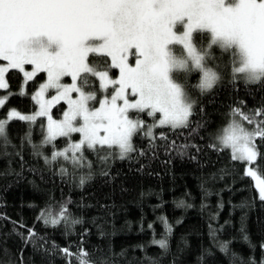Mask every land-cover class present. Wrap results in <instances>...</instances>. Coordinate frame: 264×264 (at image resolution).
I'll return each instance as SVG.
<instances>
[{"label":"trees","instance_id":"trees-1","mask_svg":"<svg viewBox=\"0 0 264 264\" xmlns=\"http://www.w3.org/2000/svg\"><path fill=\"white\" fill-rule=\"evenodd\" d=\"M201 35L206 47L208 34ZM211 53L222 76L211 90L196 87L199 72L187 79L180 74L195 101L188 126H154L151 136L139 130L132 137L134 150L123 159L116 147L85 146L84 166L64 157L52 160L68 137L43 143L44 117L10 120L0 137V264H79L81 249L93 264H261L264 200L246 174V162L233 159L216 137L235 108L255 122L264 120L253 117L264 107V82H233L230 54L215 45ZM109 74L116 77L118 69ZM44 78L39 72L24 83L20 70L9 69L8 86L0 88V97L6 96L0 119L12 108L34 112L33 94ZM89 83L98 95L99 81L92 77ZM64 107L57 104L54 115ZM255 144V165L264 174V138L256 137ZM181 201L184 206H178ZM65 208L66 218L53 225L51 219ZM161 239L166 248L153 243Z\"/></svg>","mask_w":264,"mask_h":264},{"label":"snow or ice","instance_id":"snow-or-ice-1","mask_svg":"<svg viewBox=\"0 0 264 264\" xmlns=\"http://www.w3.org/2000/svg\"><path fill=\"white\" fill-rule=\"evenodd\" d=\"M204 33L208 34L207 47L200 42ZM213 45L230 54L233 82L238 77L246 83L264 82V0H0V60L8 62L7 67H0V88L6 86L4 73L8 69L20 70L27 79L37 71L47 74L46 82L33 97L39 111L22 115L9 110L7 117L0 119V137L5 136L6 124L12 119L35 122L37 117H47L43 143L57 137L70 138L72 133L82 137L54 152L52 160L64 157L84 166L85 145L93 151L97 146L116 147L123 159L134 150L132 137L144 127L139 113L146 112L154 119L160 113V126H188L195 101L186 85L179 82L180 74L187 79L192 72H199L196 87L202 92L211 90L222 80L221 74L205 62ZM129 55L134 56V66L128 63ZM96 57L110 60L98 61ZM24 65H32L35 70L25 71ZM112 68L119 69L116 79L109 77ZM64 76L71 77L72 83L62 84ZM92 77L99 81L101 99L98 107L90 108L88 102L96 100L97 92L89 83ZM109 85L113 90L105 95ZM48 89L57 94L45 100ZM71 93H77V98L73 99ZM129 95L137 98L129 100ZM60 99L67 102L68 110L62 120H54L50 109ZM3 104L0 98V106ZM130 111L137 116L130 117ZM233 113L248 124L255 122L239 108ZM256 115H264V107L256 109L253 117ZM255 124L250 131L232 120L216 139L223 149H231L233 159L251 163L258 155L256 137L264 138V120ZM151 127L146 135H152ZM87 165L90 167L91 162ZM246 174L254 178L264 200V178L251 168ZM84 182L81 178L80 183ZM178 206H184V202ZM66 211L63 209L60 218L53 217L51 223L66 218ZM164 223L170 231L166 220ZM153 243L167 247L163 239ZM221 247L227 251L226 244ZM63 251L73 255L68 249ZM88 257L86 250L76 253L79 264H93Z\"/></svg>","mask_w":264,"mask_h":264},{"label":"rangeland","instance_id":"rangeland-1","mask_svg":"<svg viewBox=\"0 0 264 264\" xmlns=\"http://www.w3.org/2000/svg\"><path fill=\"white\" fill-rule=\"evenodd\" d=\"M206 47H207V45H206ZM176 48L178 49L179 46H176ZM211 50H212V48L209 49V53H210V55H209V56H206V58H205V62H206V65H207V66H209V67H213V69L216 70L215 67L212 65L213 63H211L212 60H213L214 57H215V56L211 53ZM133 51H135V50H133ZM128 63H129L130 66H134V56L129 55ZM7 64H8L7 61L0 60V67H7ZM24 69H25V71H34V70H35V69H34V66H32V65H24ZM8 70H9V69H8ZM8 70L4 73V81L6 82V86L3 87V88H7V86H8V82H7V72H8ZM39 72H43V71H37L36 74L39 73ZM44 73H45V72H44ZM22 74H23V76H24V83H25V82H26L27 80H29V79H27V78L25 77V75H24L23 72H22ZM36 74H35V75H36ZM182 75H184V74L181 73V76H182ZM118 76H119V69H118V74H117L116 77L113 78V77H111L110 74H109V77L112 78V79H116V78H118ZM200 76H201V74H200ZM33 77H34V76H33ZM46 80H47V74L45 73V78H44V80L39 84L38 88L36 89V91H35L34 94H33V97H34L35 94L40 90V85H41V84H44V83L46 82ZM199 80H200V78H199ZM179 82H180V81H179ZM198 82H199V81H198ZM61 83H62V84H66V85H67V84H71V83H72V81H71V77H69V76H64V77H62V78H61ZM77 83H79V81H78ZM198 89H199V88H198ZM112 90H113L112 85H109V87H108V89H107V93H105V95L110 94V93L112 92ZM199 90H200V89H199ZM85 91H86V90H85ZM200 91H201V90H200ZM86 92H87V91H86ZM56 94H57V93H56L55 90H53V89H48V90L45 91V93H44V97H43V98H44L45 100H48V99H51V98H52L54 95H56ZM77 95H78L77 93H71V96H72L73 99H76V98H77ZM0 98L4 99V102H5V100H6V96H2V97H0ZM128 98H129V100H134V99H136L137 97H132L131 95H129ZM100 99H101V93H99L98 95L96 94V100H95V101H89V102H88L89 107H90V108L93 107V106L98 107V106H99L98 101H99ZM34 101L36 102L35 99H34ZM59 103H65V107L63 108V110H62L60 116L57 117V116L54 115V107H55L57 104H59ZM119 103H121V102L118 101V104H119ZM36 105H37V108H36V110H35L34 112H32V113H24V112H22V111H20V110H18V109H15V108H12V109L16 110L17 112H19V113L22 114V115H31V114H34V113H36V112L39 111V104H38L37 102H36ZM12 109H10V110H12ZM67 110H68V104H67V102H66L64 99H60L59 101H57L56 103H54V104L52 105V107H51V109H50V113H51V115H52V117H53L54 120H62V119H63V114H64ZM8 113H9V112H8ZM8 113H7V115H8ZM143 113H146V112H142V113H139V114H138L139 119L144 120V127H143L142 129H140V130H143V131L147 132L149 126H152V127H151V131L153 130L154 126H160V125L157 124L158 119L161 117V114H160V113H157V114H156V118H155V119H154L152 116H148V115H147V117H149L151 120H149V118L145 119V118L142 116ZM232 113H233V112H232ZM146 114H147V113H146ZM7 115H6V117H7ZM129 116L134 118V117L137 116V114L134 113L133 111H130V112H129ZM6 117H4V118H6ZM4 118H3V119H4ZM44 119H45L46 135H47V117H44ZM232 120H236V121H239V122L243 123L244 126H245L248 130H250V131L254 129L250 124L247 123V121H243L242 118H241L239 115H236L235 113H233V115H231L230 119L228 120V123H229L230 121H232ZM76 123H77V124L80 123L79 118H77ZM228 123H227V124H228ZM227 124H226V125H227ZM226 125H224L223 127H225ZM163 126H165V125H163ZM223 127H222V128H223ZM222 128H221V129H222ZM219 134H220V131H219ZM219 134H218V135H219ZM74 135H77V137H76V138H73ZM101 135H103V132H101ZM81 138H82V137H81V134H80V133H72V134H71V137L69 138V143H68V145H67L66 147H68L71 143L78 142ZM85 146H86V145H85ZM66 147H65V148H66ZM65 148H63V149H65ZM63 149H61V150H59V151H62ZM118 150H119V149H118ZM256 151H257V150H256ZM78 154H79V153H76V155H78ZM68 155L72 156V153L69 152ZM256 158H257V157H256ZM255 161H256V159H255L253 162H251V163L245 161V162H246V172L248 171L249 168H251L252 170L257 171V175H258V176H260L261 178H264V174L261 173L259 170H257V167H256V165H255ZM255 183H256V181H255Z\"/></svg>","mask_w":264,"mask_h":264}]
</instances>
